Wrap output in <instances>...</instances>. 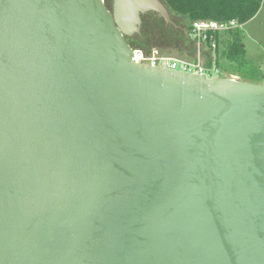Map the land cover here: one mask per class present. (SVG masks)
Instances as JSON below:
<instances>
[{
	"label": "water",
	"instance_id": "95a60500",
	"mask_svg": "<svg viewBox=\"0 0 264 264\" xmlns=\"http://www.w3.org/2000/svg\"><path fill=\"white\" fill-rule=\"evenodd\" d=\"M148 13L0 0V264H264V85L132 62Z\"/></svg>",
	"mask_w": 264,
	"mask_h": 264
},
{
	"label": "trees",
	"instance_id": "16d2710c",
	"mask_svg": "<svg viewBox=\"0 0 264 264\" xmlns=\"http://www.w3.org/2000/svg\"><path fill=\"white\" fill-rule=\"evenodd\" d=\"M160 1L166 7L172 20L179 18L182 21V28L186 30L187 36L181 29L166 25L158 15L148 14L141 18L143 30L139 35H134V43L136 47L144 48L147 53L154 49L161 55L186 60H193L196 54V40L191 35L192 25L195 22L226 23L235 20L241 27L247 24L261 8V0ZM147 19L152 21L157 30H150L146 27ZM238 30L239 28H235L222 33L211 31L207 33V40L203 43L201 50V57L207 71L217 70L220 60L223 59L228 63L242 65L245 50ZM210 37L216 45L214 51L211 50ZM129 47L134 49L131 45Z\"/></svg>",
	"mask_w": 264,
	"mask_h": 264
},
{
	"label": "rangeland",
	"instance_id": "374dc122",
	"mask_svg": "<svg viewBox=\"0 0 264 264\" xmlns=\"http://www.w3.org/2000/svg\"><path fill=\"white\" fill-rule=\"evenodd\" d=\"M104 2L105 5L110 8L111 0H104ZM146 21L147 28L154 31L157 30L152 21L148 19ZM173 22L179 29H183L182 21L179 18H174ZM141 30H143V25L140 27V31ZM238 33L245 50L242 65L238 66L236 63H228L223 59L220 60L217 70L207 71L206 75L211 77L214 76L213 74H217V76L222 79H235L238 81L264 85V68L261 64L264 59V7L260 8L257 14L247 24L241 26ZM134 40V36L126 38L127 43L131 45V47L145 52L144 48L136 47ZM213 67H215L214 64Z\"/></svg>",
	"mask_w": 264,
	"mask_h": 264
},
{
	"label": "built area",
	"instance_id": "2783aa9c",
	"mask_svg": "<svg viewBox=\"0 0 264 264\" xmlns=\"http://www.w3.org/2000/svg\"><path fill=\"white\" fill-rule=\"evenodd\" d=\"M264 7V0H261V8ZM240 28L235 20H230L226 23H217L212 21H199L192 25L191 35L196 40V54L193 60L176 59L168 56L161 55L156 50L150 52H143L142 50L132 49L131 61L137 64H148L151 66H159L171 71H177L182 73L206 75L207 69L204 66L203 59L201 57V50L203 43L207 40L208 32H226L231 29ZM212 40L211 37L209 38ZM216 48L215 42L212 40L211 50ZM138 55V59H137ZM262 66L264 68V59L262 60ZM264 78V69H263Z\"/></svg>",
	"mask_w": 264,
	"mask_h": 264
},
{
	"label": "flooded vegetation",
	"instance_id": "af4514ba",
	"mask_svg": "<svg viewBox=\"0 0 264 264\" xmlns=\"http://www.w3.org/2000/svg\"><path fill=\"white\" fill-rule=\"evenodd\" d=\"M111 2H112V0H111ZM107 7V6H106ZM110 8H111V6H110ZM107 9H109L108 7H107ZM148 14H152L153 16H156V14H153V13H148ZM148 14H145V15H148ZM144 15V16H145Z\"/></svg>",
	"mask_w": 264,
	"mask_h": 264
},
{
	"label": "bare ground",
	"instance_id": "6f19581e",
	"mask_svg": "<svg viewBox=\"0 0 264 264\" xmlns=\"http://www.w3.org/2000/svg\"><path fill=\"white\" fill-rule=\"evenodd\" d=\"M137 59H138V55H137Z\"/></svg>",
	"mask_w": 264,
	"mask_h": 264
}]
</instances>
